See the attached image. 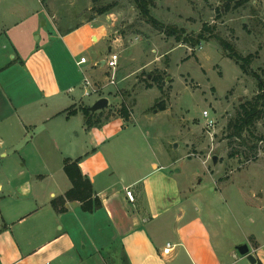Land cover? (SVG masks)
<instances>
[{"label": "crops", "instance_id": "0c3cea01", "mask_svg": "<svg viewBox=\"0 0 264 264\" xmlns=\"http://www.w3.org/2000/svg\"><path fill=\"white\" fill-rule=\"evenodd\" d=\"M50 10L46 0H0V264H251L237 251L243 245L254 264H264L259 235L241 228L226 234L213 200L189 185L181 189L172 164L157 154L144 163L134 158L138 151L128 154L126 146L134 142L128 119L90 112L97 97L76 100L66 65L79 46L73 37L106 44V32L94 21L61 29ZM44 16L59 38L52 40L49 31L39 35ZM105 59L90 57L86 68L75 60L78 89L84 76L104 83ZM103 98L107 109L111 100ZM84 109L104 113L102 121L92 125ZM66 159L78 161L99 210L86 213L68 201L64 213L54 208L71 189ZM30 162L33 169L26 167ZM76 210L78 224L70 226L66 216ZM167 243L173 249L164 255Z\"/></svg>", "mask_w": 264, "mask_h": 264}, {"label": "rangeland", "instance_id": "374dc122", "mask_svg": "<svg viewBox=\"0 0 264 264\" xmlns=\"http://www.w3.org/2000/svg\"><path fill=\"white\" fill-rule=\"evenodd\" d=\"M149 2L153 18L179 35L194 41L204 36V40L192 46L156 30L133 0H46L52 21L61 29L94 21L106 32V44L91 45L82 34L73 37L79 46L66 65L73 75L74 96L77 101L82 99L80 68L75 60L81 56L105 59L109 55L106 45L113 46L118 55V83L103 94L111 100L103 112L108 118L126 110L127 131L134 141L126 146L128 154L134 157L138 151L141 156L134 158L143 163L157 154L162 162L172 164L170 172L177 175L181 189L189 185L195 193L213 200L223 216L226 234L241 228L255 232L264 243V105L259 107L253 135L244 133L250 141L247 145L229 138L226 130L240 107L259 94V82H264V4L252 0L238 8L233 3L226 8L228 0ZM44 21L47 25L39 35L49 31L52 40L57 38L46 16ZM220 40L239 56L250 57L246 70L229 58ZM89 65L90 61L83 68ZM204 111L215 122L211 129L205 127ZM255 138L262 140L255 149L257 159L252 161L244 155H249ZM231 152L237 154L229 158ZM25 159L27 163L28 156ZM26 167L33 169L35 164ZM79 214L70 211L65 220L70 226L77 225ZM95 225L101 228V222ZM94 240L100 245L104 238ZM114 253L119 254L118 247ZM114 264L119 263L115 260Z\"/></svg>", "mask_w": 264, "mask_h": 264}, {"label": "trees", "instance_id": "16d2710c", "mask_svg": "<svg viewBox=\"0 0 264 264\" xmlns=\"http://www.w3.org/2000/svg\"><path fill=\"white\" fill-rule=\"evenodd\" d=\"M40 1L42 3L44 2V0ZM251 1L252 0H228L226 8H228V6H230V4L232 3L234 4V7L238 8L250 3ZM133 2L140 10V13L147 18L148 23L156 30L164 32L167 36H175L177 41L189 43L192 46H198L199 43L204 40V36H198V38L194 41L190 38H187L186 36L179 35V32H177L175 29L165 26L160 21L153 18L149 10V7L152 6V3L149 2V0H133ZM99 13L103 14L104 12L100 11ZM220 41L222 47L225 50L229 51V58L233 59L235 63L239 64L242 70H246L250 63V57L243 58L239 56L232 51L229 44L223 42L222 40ZM157 87L159 90L162 89L160 83L157 84ZM258 87L260 91L259 94L247 105H242L240 107V112H238L236 117L229 121L226 126V130L229 133L227 136L229 138L240 140L242 144L246 145L250 143V141H246L244 133L249 132L251 133V135H253L251 130L261 113L259 107L264 105V82L260 81ZM148 88H150V86H148ZM123 112L124 113L120 117L124 120H127L128 114L126 110L124 109ZM83 113L89 118L90 121H92V125H97L102 121V113L97 116L95 114H91L86 109L83 110ZM261 140V138H255L256 143L252 144V146L250 147L251 151L249 152V155H244L246 159H251L252 161H255L257 159L255 155V149L257 143ZM236 154L237 152H231L228 157L233 158ZM63 170L71 183V189L66 192L64 197L59 198L53 202V206L57 210V212H65L64 205L67 201L79 202L81 204L82 211L86 213H92L99 210L101 208V202L98 198H93L91 182L87 177L82 175L78 166V161H71L69 159H66L64 161Z\"/></svg>", "mask_w": 264, "mask_h": 264}, {"label": "built area", "instance_id": "2783aa9c", "mask_svg": "<svg viewBox=\"0 0 264 264\" xmlns=\"http://www.w3.org/2000/svg\"><path fill=\"white\" fill-rule=\"evenodd\" d=\"M264 4V0H260ZM87 63L85 57H81L79 60V65H84ZM104 66L107 68V74L105 77L104 83H99L91 78L84 76L81 82V90L83 98H91L92 96L97 97L98 99L103 98V94L109 88L117 86L116 72L118 67V55L114 52H110L108 57L104 60ZM202 117L205 120V127L211 129L214 126V121L209 119V114L207 111L202 113ZM126 198L129 202H134V197L131 191H125ZM173 249V246L170 243H167L163 249V254L167 255Z\"/></svg>", "mask_w": 264, "mask_h": 264}, {"label": "water", "instance_id": "95a60500", "mask_svg": "<svg viewBox=\"0 0 264 264\" xmlns=\"http://www.w3.org/2000/svg\"><path fill=\"white\" fill-rule=\"evenodd\" d=\"M106 107H107V99L106 98H101L89 108V111L94 113V112L100 111L102 109H105ZM215 161H216V158H213V162H215ZM237 251L241 255H247V260L251 264L255 263V260H254L253 256L251 254H248L249 253V249L247 248V246H245V245L240 246L239 248H237Z\"/></svg>", "mask_w": 264, "mask_h": 264}]
</instances>
